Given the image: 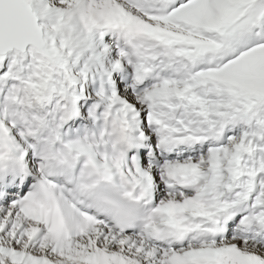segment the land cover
Returning a JSON list of instances; mask_svg holds the SVG:
<instances>
[{"label":"snow or ice","instance_id":"6c2138e0","mask_svg":"<svg viewBox=\"0 0 264 264\" xmlns=\"http://www.w3.org/2000/svg\"><path fill=\"white\" fill-rule=\"evenodd\" d=\"M0 264H264V0H0Z\"/></svg>","mask_w":264,"mask_h":264}]
</instances>
